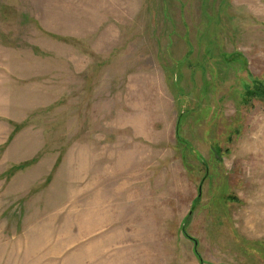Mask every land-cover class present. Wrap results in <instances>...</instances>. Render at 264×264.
<instances>
[{
  "label": "rangeland",
  "instance_id": "1",
  "mask_svg": "<svg viewBox=\"0 0 264 264\" xmlns=\"http://www.w3.org/2000/svg\"><path fill=\"white\" fill-rule=\"evenodd\" d=\"M261 87L264 0H0V264H264Z\"/></svg>",
  "mask_w": 264,
  "mask_h": 264
},
{
  "label": "trees",
  "instance_id": "2",
  "mask_svg": "<svg viewBox=\"0 0 264 264\" xmlns=\"http://www.w3.org/2000/svg\"><path fill=\"white\" fill-rule=\"evenodd\" d=\"M247 97L248 99H252L253 97H258V98H261V99H264V87H261L259 90H250L249 92H247ZM178 128V123L176 124V133H177V139L178 140H181V137L179 135V130L177 129ZM178 130V131H177ZM196 255L197 257H199V253L196 252Z\"/></svg>",
  "mask_w": 264,
  "mask_h": 264
}]
</instances>
